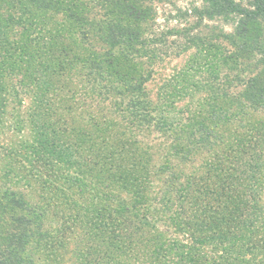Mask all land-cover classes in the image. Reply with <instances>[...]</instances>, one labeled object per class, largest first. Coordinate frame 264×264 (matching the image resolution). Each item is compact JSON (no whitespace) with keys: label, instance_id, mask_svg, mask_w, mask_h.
<instances>
[{"label":"trees","instance_id":"16d2710c","mask_svg":"<svg viewBox=\"0 0 264 264\" xmlns=\"http://www.w3.org/2000/svg\"><path fill=\"white\" fill-rule=\"evenodd\" d=\"M154 4L0 0V132L11 82L34 96L31 139L0 143V264L47 242L62 264L79 234L80 264H264V0H202L165 34ZM191 49L154 106V63Z\"/></svg>","mask_w":264,"mask_h":264},{"label":"rangeland","instance_id":"374dc122","mask_svg":"<svg viewBox=\"0 0 264 264\" xmlns=\"http://www.w3.org/2000/svg\"><path fill=\"white\" fill-rule=\"evenodd\" d=\"M237 1L244 6H248L250 2V0ZM154 5L157 13L155 28L159 33L165 34L171 29L182 30L186 25L188 26V23L190 24L193 19L188 17L189 14L187 15V12L195 7H200L202 5V0H155ZM233 23V21H224L219 19L212 22L206 21L204 25L216 27L226 32H231L233 29ZM170 41H174V38H171ZM194 54H196V50L191 49L190 51L183 53L181 56H170L168 58L165 57L164 61L154 63L153 68L155 74L152 77V80L147 84L149 99L152 101L154 106L158 105V95L160 88L163 86L165 81L176 76L182 71L188 70L187 68L191 63L190 61L192 60ZM224 72H226V70H224ZM190 74L195 79L200 77V73H197L193 70L190 71ZM11 85L12 89L11 96L9 97V106L7 109V114L4 118V125L2 126V130L0 132V143L4 145H9L14 142L17 144L22 141H29L32 137V133L27 126V117L29 107L34 97L33 89L24 85H20L17 83V79H14V81L11 82ZM198 98L195 99L196 102L198 101ZM188 103L189 100H185L180 105ZM143 134L145 137L140 139L146 140V142L153 146L156 150L159 148V145H162V139H160L157 134ZM198 163H201L200 158ZM32 197H34L35 200L40 201L38 195L32 193ZM71 237L73 240L69 247L60 251V253L66 257L62 264L81 263V259L75 256V251L77 248H80V251L84 252L85 247L80 245L78 242L82 241L83 235H72ZM46 247L47 248L43 250V252H39V254L36 256V259H38V264H48V242Z\"/></svg>","mask_w":264,"mask_h":264}]
</instances>
